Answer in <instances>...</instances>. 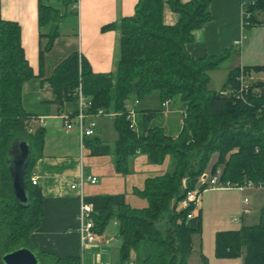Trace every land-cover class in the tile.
I'll return each mask as SVG.
<instances>
[{
    "label": "trees",
    "instance_id": "obj_1",
    "mask_svg": "<svg viewBox=\"0 0 264 264\" xmlns=\"http://www.w3.org/2000/svg\"><path fill=\"white\" fill-rule=\"evenodd\" d=\"M77 1L62 0V3L69 7ZM213 1L138 0L135 14L112 26L121 35L115 86L112 90H101L92 98L90 113L102 109L117 114L114 125L119 137L114 156L118 169L125 170L128 160L137 153L158 164L169 157L174 166L171 172L147 180L144 190L138 193L147 200V208L138 210L122 205L115 211L108 206L94 218V231L98 235L112 220L118 222L121 264H188L193 238L202 233V214L198 211L188 218L196 206L186 203L187 193L198 189L199 179L206 173L213 154L217 153L219 160L210 177H217L222 167L220 184L243 186L251 182L256 187L264 186V84L259 95H251L249 90L246 103L235 95L209 91V73L218 69L231 51L217 57L194 59L186 49L193 42L192 32L212 19L209 6ZM165 4L178 17L173 25L164 23ZM261 11L264 0H244V27L255 26L256 13ZM62 18L58 11L40 3V27L54 24L47 35L46 51L51 50L58 36L57 27ZM243 68L246 72L264 74V64ZM90 74V65L80 54L66 58L48 80L53 103L61 109L65 103L77 101L82 79ZM239 74L240 67L230 70L229 86L224 90L239 87ZM34 77L22 47L19 25L1 20L0 264H4L3 255L20 248L31 250L41 264H82L80 258L42 253L32 241L33 233L42 223L44 199L31 177L35 162L43 155L45 131L37 128L33 132L34 118L22 105V86ZM153 93H158L162 102L180 99L185 117L176 138L153 123L160 110L144 112L137 132L129 128L127 103ZM16 139L27 141L31 149L25 177L30 198L26 208L15 201L6 163L7 152ZM184 180L186 188L182 185ZM206 187L203 185L199 190ZM215 253L220 259L242 258L243 264H264V208L256 224L218 233ZM201 261L208 264L203 255Z\"/></svg>",
    "mask_w": 264,
    "mask_h": 264
},
{
    "label": "crops",
    "instance_id": "obj_2",
    "mask_svg": "<svg viewBox=\"0 0 264 264\" xmlns=\"http://www.w3.org/2000/svg\"><path fill=\"white\" fill-rule=\"evenodd\" d=\"M181 2L188 3L190 0ZM40 3L63 16L50 51H46L47 35L54 24L40 27ZM137 3L138 0H78L74 5L65 7L62 0H0V21L19 25L22 47L35 75L22 86V105L34 118L31 127L45 131L43 155L35 162L31 177L37 180L44 199L42 223L32 235L33 243L42 253L58 258H80L82 264H121L122 238L118 222L112 220L101 235L93 230L96 241L88 244L82 240V224L78 219L81 206L89 205L94 218L108 206L115 211L122 205L145 209L148 202L138 193L144 190L147 180L173 170L169 157L158 164L141 153L128 160L125 170L118 169L114 156L119 137L113 124L115 117L89 116L86 123L96 125L94 136L89 138H82L75 124L71 131H67L63 118L77 114L78 100L67 102L59 109L53 103L48 83L55 69L70 55L78 53L91 68V74L82 79L80 96L92 100L101 90H112L121 55L120 31L112 26L132 17ZM243 3L244 0L213 1L209 6L212 19L192 32L194 39L186 46L187 52L194 59L217 57L228 50L232 54L234 43L246 40ZM177 18L170 7L164 8L166 25H173ZM256 19L257 24L250 31V38L264 39V11L257 12ZM248 48V45L244 47L239 65L232 69L264 64L251 62L262 55L264 47L254 45L253 53H247ZM157 96L159 99L160 95ZM162 103L152 109L139 100L137 123L142 121L144 112L160 110L153 123L176 138L183 126L182 107L178 101V106L173 107H162ZM109 118L113 119L112 123L107 120ZM99 149L102 151L99 152ZM89 176L96 178L97 183L92 185L84 181L80 184L81 178ZM73 185L77 187L72 189ZM244 199H248L251 213L243 216L240 222H235L245 206ZM262 207L264 186L243 192L237 189L203 191L194 211L195 215L201 211L202 233L193 238V251L188 264H202L201 255L206 257L208 264H243L242 258L216 257V235L238 231L243 225L256 224L258 216L255 214L259 215ZM134 257L132 253V259Z\"/></svg>",
    "mask_w": 264,
    "mask_h": 264
},
{
    "label": "built area",
    "instance_id": "obj_3",
    "mask_svg": "<svg viewBox=\"0 0 264 264\" xmlns=\"http://www.w3.org/2000/svg\"><path fill=\"white\" fill-rule=\"evenodd\" d=\"M242 43L241 40L236 41L234 43V46H240ZM251 78V75L249 72H246L243 67H240V74L237 78V82L239 84V87L237 89L228 88L227 90H223L220 93L222 95H235L238 100L243 101L246 103L247 96L249 94V80ZM78 103H79V109L77 111V114L73 117H64L63 122L64 126L67 131H71L73 129L74 124L78 126L80 136L82 138H89L94 136L95 134V123H86V120L89 116H95V117H101V116H109V117H116L117 114L115 113H107L104 110L100 109L95 114L90 113L91 107H92V101L87 98H83L80 96V90L78 92ZM139 104L138 100H134L133 103L128 102L126 105V119L129 123V128L133 131H138V123H137V105ZM171 104L170 100H167L162 103V107H168ZM181 115L184 118L185 117V111L181 110ZM41 125H43V122H40ZM84 181L89 182L90 184L94 185L97 183V179L94 177H85L81 178L80 184H82ZM32 184L37 185L38 182L36 179L32 178ZM183 187L186 188V181L184 180L182 183ZM207 185L206 188H204L202 191L199 190V187ZM77 185H73L72 189H75ZM257 188L254 186L251 182H246L243 186H232L230 184L222 185L219 182L218 177H208L206 174L202 175L198 182V189L196 188L193 191H190L187 193V199L186 203L194 204L196 207L199 202L200 195L203 191L207 189H237L239 191H245L247 189H255ZM184 204V206L186 205ZM244 207L241 210L240 216L236 219H234L235 222H240L241 218L245 215H249L251 213L250 209L248 208V199H244L243 201ZM195 212L190 214L188 216L189 219H191L194 216ZM79 221L82 224L81 227V234H82V240L84 242H87L88 244H93L96 239L93 234L94 230V213L92 208L89 205H82L81 210L78 217Z\"/></svg>",
    "mask_w": 264,
    "mask_h": 264
},
{
    "label": "rangeland",
    "instance_id": "obj_4",
    "mask_svg": "<svg viewBox=\"0 0 264 264\" xmlns=\"http://www.w3.org/2000/svg\"><path fill=\"white\" fill-rule=\"evenodd\" d=\"M169 7L168 4H165L164 8H167ZM167 16V15H166ZM166 19V17H165ZM254 27L252 28H246L245 31H244V34L246 36V40L245 41H242V46H234L233 47V52L232 54L230 55V57L228 59H226L220 66L218 69H215V70H212L210 73H209V82H208V90L209 91H212V92H221L225 89V87H228L229 86V72L230 70L235 67V66H238L239 65V62H240V57H241V53L243 52L244 50V47H246L248 45V50H247V53H253L254 52V45H259L260 48L264 47V39H251L250 38V31L253 29ZM245 39V37H244ZM243 39V40H244ZM258 50V49H257ZM251 62H258L259 64H263L264 63V48H263V53L261 56L257 57L256 61H251ZM250 75H251V78L249 80V87L251 89V92L250 94L251 95H259L260 92H261V85L264 84V74L261 73V72H255V71H249ZM158 94H151L149 96H146L142 99V103L143 105L146 104V106H148V108H158L159 107V104L161 103L160 101V97L159 99L157 98ZM177 99H173V102L171 101V104H170V107H173V106H178V103L177 101L180 103V99L178 98V100L176 101ZM182 104L180 103L179 106H181ZM183 119V117H182ZM110 123H112V120L111 118L107 119ZM115 123V120H113V124ZM32 128V127H31ZM37 128H32L33 132L36 130ZM171 133V132H169ZM236 151V150H234ZM233 152V151H232ZM229 155V154H228ZM226 156V159L229 157V156ZM219 160V157H218V154H213L212 155V158H211V162L208 166V169L206 171V175L208 177L211 176V171H212V168L213 166L218 162ZM222 173V167H220L218 169V172H217V177H219ZM259 187H262V186H259ZM258 197V196H257ZM184 207V204H181L180 205V208ZM264 207H262L260 209V212H259V215H256L255 216L257 218V222L259 220V216H260V213H261V210L263 209ZM247 226H250V225H247Z\"/></svg>",
    "mask_w": 264,
    "mask_h": 264
},
{
    "label": "water",
    "instance_id": "obj_5",
    "mask_svg": "<svg viewBox=\"0 0 264 264\" xmlns=\"http://www.w3.org/2000/svg\"><path fill=\"white\" fill-rule=\"evenodd\" d=\"M31 159V149L27 141L16 139L7 152L6 163L11 177L15 201L26 208L30 203L27 194L26 173ZM4 264H41L39 258L29 249L20 248L2 256Z\"/></svg>",
    "mask_w": 264,
    "mask_h": 264
}]
</instances>
